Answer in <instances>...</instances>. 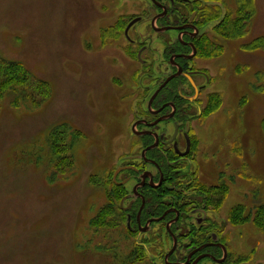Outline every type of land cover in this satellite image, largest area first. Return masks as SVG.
Returning <instances> with one entry per match:
<instances>
[{
    "label": "rangeland",
    "instance_id": "rangeland-1",
    "mask_svg": "<svg viewBox=\"0 0 264 264\" xmlns=\"http://www.w3.org/2000/svg\"><path fill=\"white\" fill-rule=\"evenodd\" d=\"M112 1L0 0V54L52 89L44 101L22 89L0 99V264H147L125 225L95 221L111 201L97 180L125 151L132 122L135 64L109 41ZM224 1L235 17L236 0ZM255 2L247 35L223 37L212 63L221 105L199 125L205 180L228 191V220L237 205L248 213L264 204V50L242 47L264 36V0ZM61 124L83 135L69 140L73 165L63 173L49 136ZM232 226L264 264V232L251 221Z\"/></svg>",
    "mask_w": 264,
    "mask_h": 264
},
{
    "label": "flooded vegetation",
    "instance_id": "flooded-vegetation-1",
    "mask_svg": "<svg viewBox=\"0 0 264 264\" xmlns=\"http://www.w3.org/2000/svg\"><path fill=\"white\" fill-rule=\"evenodd\" d=\"M109 5V41H120L135 65L127 151L116 157L106 184L135 254L147 264H255L254 251L249 258L218 207L200 154L199 125L218 97L211 53L223 48L225 1Z\"/></svg>",
    "mask_w": 264,
    "mask_h": 264
},
{
    "label": "trees",
    "instance_id": "trees-1",
    "mask_svg": "<svg viewBox=\"0 0 264 264\" xmlns=\"http://www.w3.org/2000/svg\"><path fill=\"white\" fill-rule=\"evenodd\" d=\"M237 11L235 17H230L226 20L221 27L223 29L219 32L222 37L228 38L230 40H238L244 38L247 35V28L250 21L253 19L256 13V2L255 0H236ZM112 35V33H111ZM248 50H264V36L257 38V40L252 41L251 43L242 46ZM223 51L222 47L212 48L211 55L219 57ZM19 89L24 90L25 96L27 92H34L39 96V98L44 101L50 99L52 95L51 85L47 81L37 79L32 75L24 63L5 59L0 54V99H3L7 93L16 92ZM221 105V100L218 97H215L213 104L211 105L207 116H211L216 113ZM50 143H51V159L52 162L55 161L56 168L60 169L61 173L65 172L67 167H72L73 157L71 155L72 142H69L74 136V140H78L79 137H82V133L78 130L73 129L68 124H61L54 126L49 133ZM107 177V178H106ZM97 180L98 185L103 187L109 192L110 200L109 204L100 212L98 218L95 219L97 222V227H105L108 224L107 219L109 215H112V219L115 222H121V225H124V219H121L120 214L117 213L118 205L117 200L111 195L110 188L107 186V180L110 183V176ZM217 204L221 209L228 198V191L222 189L216 193ZM245 206L237 205L230 212V223L232 225H242L251 221L256 228L264 232V204L257 206L254 210H250L247 213ZM246 217V218H245Z\"/></svg>",
    "mask_w": 264,
    "mask_h": 264
}]
</instances>
